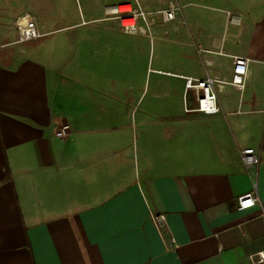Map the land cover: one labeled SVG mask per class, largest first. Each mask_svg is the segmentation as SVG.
Returning <instances> with one entry per match:
<instances>
[{"label":"crops","instance_id":"crops-1","mask_svg":"<svg viewBox=\"0 0 264 264\" xmlns=\"http://www.w3.org/2000/svg\"><path fill=\"white\" fill-rule=\"evenodd\" d=\"M170 1L185 23L165 34L201 75L168 71L149 101L103 65L116 7L148 0H73L79 17L62 27L67 0L0 2V264H264L252 258L264 250V0ZM18 3L15 31L34 16L38 45L7 38L1 15ZM231 55L251 59L245 89L222 85L217 115L187 113L169 76L229 81ZM255 183L261 204L239 210ZM152 214H166L163 234Z\"/></svg>","mask_w":264,"mask_h":264},{"label":"rangeland","instance_id":"rangeland-1","mask_svg":"<svg viewBox=\"0 0 264 264\" xmlns=\"http://www.w3.org/2000/svg\"><path fill=\"white\" fill-rule=\"evenodd\" d=\"M135 2V0H132ZM4 2V0H0ZM149 4H144V9L146 11H157L163 9V6L168 7L166 4L168 0H148ZM222 5L226 8L229 7L228 0H222ZM18 6L7 7V13L1 15L5 17L4 29L7 38L10 40L18 39V34L16 33L15 19L19 13L21 7L19 3ZM67 5L69 7V13L64 14L57 20V27L66 26L71 24L75 18L79 17L76 14L78 8L77 5L73 4V0H67ZM79 7V6H78ZM164 7V8H166ZM3 11L5 9H2ZM12 10V12H11ZM168 23H164L158 20L156 24L148 28L145 24L146 33H126L122 29H114V31H109L107 38L110 42L109 47H107V57L109 62L103 59V65H109V69L113 72H117L124 80L125 85L132 84L135 89L140 88L143 90L145 88V101L153 99V89L156 82L160 79L168 81V71L185 73V74H196L201 75L199 64L195 56L186 58L182 57L180 52L188 54L189 48L186 50H180L179 45L173 43V36L170 34H165V29H168ZM56 33L49 38H55L61 35ZM153 36V37H152ZM48 38V39H49ZM119 39L123 40V45H119V49L112 44V40ZM35 40H30L26 42H19L14 48H22L30 45H38L40 42ZM190 51V50H189ZM254 67V64H252ZM161 69L163 72L159 73L157 70ZM128 78H132V82H127ZM171 81L175 84V89H183V79L169 76ZM168 84V82H167ZM168 88V86L166 87ZM175 99H178L183 104V93L176 92ZM161 100V99H160ZM155 99L154 101H160Z\"/></svg>","mask_w":264,"mask_h":264},{"label":"built area","instance_id":"built-area-1","mask_svg":"<svg viewBox=\"0 0 264 264\" xmlns=\"http://www.w3.org/2000/svg\"><path fill=\"white\" fill-rule=\"evenodd\" d=\"M123 6H130L122 9ZM122 29L126 33H140L146 31L145 24L151 28L158 20L164 23H185L182 17V7L175 1H170L168 7L157 11H146L140 3L137 6L122 4L114 10ZM18 41L26 42L41 38V32L36 19L30 14L23 15L17 21ZM206 51V50H205ZM208 52H212L208 50ZM223 53V50H220ZM233 59V73L231 80L221 79L218 76L207 74L205 77L190 75H179L185 83L184 107L187 113H203L206 115H217L222 112L219 104V90L222 85L230 84L241 90L245 89L250 71L249 57L243 55H231ZM71 127L68 124L62 125L56 132L59 137H66L70 134ZM241 160L245 167H258L261 163V153L254 147H246L241 150ZM261 204V199L257 190V183L251 192L239 197V210L247 209L253 205ZM153 222L163 234L167 223L166 214H152ZM168 242L176 247V239L171 236ZM252 258L258 262H264V250L253 255Z\"/></svg>","mask_w":264,"mask_h":264},{"label":"bare ground","instance_id":"bare-ground-1","mask_svg":"<svg viewBox=\"0 0 264 264\" xmlns=\"http://www.w3.org/2000/svg\"><path fill=\"white\" fill-rule=\"evenodd\" d=\"M130 6H123L122 9H128Z\"/></svg>","mask_w":264,"mask_h":264}]
</instances>
